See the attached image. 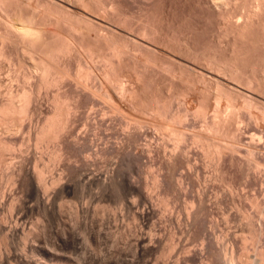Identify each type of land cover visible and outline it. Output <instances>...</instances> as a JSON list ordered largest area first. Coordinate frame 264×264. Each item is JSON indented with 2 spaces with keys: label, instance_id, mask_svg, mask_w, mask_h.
I'll return each instance as SVG.
<instances>
[{
  "label": "bare ground",
  "instance_id": "obj_1",
  "mask_svg": "<svg viewBox=\"0 0 264 264\" xmlns=\"http://www.w3.org/2000/svg\"><path fill=\"white\" fill-rule=\"evenodd\" d=\"M26 1L0 0V172L5 171L3 176L0 174V264H39L41 259H36L40 255L34 258L37 253L34 254L33 252L38 246L36 245L37 242L40 241L38 238L44 234L48 235L47 247L43 250L49 259V261L47 260L49 264H76L77 261L68 255L70 250H67L73 244L70 230L72 229L70 217L73 212L70 216L68 210L70 211L72 208L69 206L71 202H67V204L66 200L71 191L78 190L80 193L86 186L96 188L95 193L98 200L103 195L110 196L114 193L118 200H125L128 205L134 207V217L137 220L136 224L133 225L134 229L131 228L133 229V233L131 232L132 243H129L133 251L129 249L135 257L144 252L152 251L162 238L156 232V224L149 226L146 233L143 232V226L148 221H143L145 213L149 211L148 208L146 209V203L151 200L152 195L149 191L154 188L159 193L163 192L164 194L172 187L177 190L181 189L183 183L179 184L178 179L172 182V175L174 174L171 173L182 165H185L187 169H196V163L200 161L196 163L191 161L192 148L201 154L197 153L200 155L199 157L211 159L210 161L213 160L216 163L215 171L217 170V173L215 172L214 178L219 179V181L220 179L226 181L227 178L225 180L224 176L231 172V170L230 172L227 170L234 167L242 176H249V170L253 172L250 174L254 175V178L259 173L264 175V151H262L264 138H261L264 135L263 102L246 94V92L243 93L221 82L217 83L214 93L210 95L211 101L208 97L206 99L205 94L201 93L204 89L193 88L192 80L185 81L181 86L174 84L173 80L166 90L167 93L165 94L167 95H162L161 91L142 81V76L149 70L158 72L154 67L156 65L152 64L151 60L141 61L136 56L139 48L154 51L153 48H159L163 51L173 50L186 58V63L182 64V68L190 74L193 70L192 59L199 60L220 75L245 85L249 90H251L250 88L258 90L257 92L264 95V77L255 78L253 75L256 73L252 71L254 66L251 68L250 64H247L251 60L253 52H250L249 55L250 48L245 44L249 43L252 46L251 50L254 51L257 44L260 43H252L255 42L254 38L253 41L251 40L254 36L253 32L251 38L249 37L251 35L248 36L251 32L247 29L250 27L249 13L251 11H248L249 16L245 15L246 20L244 22L243 18L239 23L238 20L237 22L234 21V25L231 23V15L224 14V16L221 10L219 11L223 15L220 18L224 21L225 26H221L220 22L221 28H227L226 25L229 26L230 23L232 24L231 30L235 28L234 32L227 29L226 31L222 30L226 35L228 31L234 34H229L232 38L227 35L231 40L228 39L229 47H225L227 50L222 51L223 53L226 52V55L219 56L221 54H215L211 51L205 53L193 50L192 32L194 30L192 29V22L196 17L193 19L191 8L193 2L190 0H178V2L183 1L182 4H188L186 7H190V9H185L182 12L180 10V13L177 11V16L174 14L176 17L173 22H176V26H173L172 29L169 26L160 27L159 23L164 20L163 16L158 20L150 15L149 8H147L148 4L152 2L150 0H39L41 3L38 6L37 3L33 6ZM131 4H137L141 7L138 14L129 11L128 7ZM182 4L180 2V6ZM257 15L256 17H258ZM250 17L252 18V14ZM108 20L112 21L113 24L106 22ZM171 20L164 21L168 24ZM227 20H231L229 24L226 22ZM252 22L251 24H253ZM244 29L248 32H244ZM148 44L154 47L151 48ZM253 47L254 49H252ZM259 50L257 54L263 56ZM244 54L245 56L249 55L248 59ZM257 57H254L253 60L255 61ZM259 57L261 58V56ZM244 59L247 63H244ZM7 62L14 63L17 66L16 70L21 72L20 75L15 71L11 75V79L15 81L21 79L24 85L16 87L18 86L16 84L19 83L13 86L14 83L11 85L5 81L4 72ZM260 62V66L263 65L264 67V61L260 59ZM23 67L26 69L23 70ZM248 67L252 69L253 75L248 74ZM40 88L45 89L46 100L48 99L49 103L48 106L45 104L46 108L42 106L39 98ZM193 89L198 92V100L194 102L196 104H193ZM173 98L180 100V106L176 110H172L171 101L174 100ZM145 115L147 118L151 116L152 119L146 120ZM195 120L201 122L200 131L197 130L199 128H194L196 126L193 127L196 124L194 123ZM244 120L247 121L252 132L248 136L249 140L246 138L248 141H243V143L241 141L240 123ZM23 129L26 132L24 135L19 133V130L22 132ZM227 138H232L233 141L226 142ZM241 147H243L248 158L253 159L257 154L261 155L262 163L247 157V161H245V154L241 159ZM43 148L46 149L44 152H47L45 158H43V150H45ZM43 159H47L46 162ZM144 160L155 163L159 171L157 174L155 173L156 175L151 176L153 178L151 185L143 184L144 188L147 185L152 187V189L147 187L150 189L149 191L139 190L137 183L136 185L134 183L135 177L132 179L128 177L132 166ZM149 169L151 171L153 168ZM137 171L136 173L139 174ZM197 173L198 171L196 172L197 177L194 175V178H199ZM230 176L228 175V178ZM235 178L237 179V176ZM234 179L230 178L226 184L229 191H233L236 187ZM180 180L182 182V178ZM202 185L204 186V184ZM198 190L197 188L196 194H192L193 198L189 204L185 202L190 206V210L185 211L186 217L190 215L193 219V226L199 222L201 210L205 206L203 205L204 193L203 191L202 194L201 192L197 193ZM262 190L264 192L263 188ZM232 191L231 193H233ZM156 193L153 192V194ZM247 196L245 198L243 196V198L250 204L257 202ZM164 198L163 200H165ZM152 199L154 201V197ZM244 200L242 199V201ZM164 202L161 201L162 204ZM139 203H141V207L138 206ZM167 203L165 205L169 206ZM237 204L238 202L235 204L236 207H238ZM74 206L76 209L74 215L78 216L76 214L78 213L77 205L74 204ZM243 207L242 204H239V209L236 208V210L238 209L239 214L241 212L243 218H247L249 225H251L252 216ZM262 207L264 216V205ZM241 209L243 212L240 211ZM227 216L229 215L227 214ZM93 228L95 227L93 226ZM260 230H253L254 238H264L262 231L259 232ZM210 234L206 239L205 250L212 253L216 238L211 237ZM45 237L43 238L45 239ZM243 239L245 241L246 238ZM117 241L114 240V242ZM220 241L222 240H218V242ZM202 242L203 240L200 244ZM120 244L122 245V243ZM26 245L29 248L28 252H26L27 248L25 251ZM73 247H75L74 244ZM186 249L184 252L190 251V249L185 251ZM225 249L222 248L221 253ZM114 250L115 248L113 252ZM160 251L162 252V250ZM259 251L261 252V250ZM82 252L84 253V251ZM192 253L193 260H197L198 253L202 254L201 248H199L198 253L196 251H192ZM185 254L188 253H184V257ZM224 254L226 255V253ZM261 254L263 258V253L261 252ZM118 255L120 254L118 253ZM179 258L178 260H180ZM262 258H255L256 262H254L264 264ZM136 260L134 259L133 262ZM158 260L157 258L154 261L157 262ZM41 264L43 263L41 262Z\"/></svg>",
  "mask_w": 264,
  "mask_h": 264
},
{
  "label": "rangeland",
  "instance_id": "obj_2",
  "mask_svg": "<svg viewBox=\"0 0 264 264\" xmlns=\"http://www.w3.org/2000/svg\"><path fill=\"white\" fill-rule=\"evenodd\" d=\"M217 1H219V2H217ZM26 2H29L30 5L32 4L33 6L36 3H37V6H38L39 3H41V1H39V0H27ZM150 2L151 3L148 4L147 8H149L148 12H150V15L152 17H156L157 19L158 18L161 19L162 16H163L165 21L169 20V19H172L168 24H166V22L164 20L161 21L159 23L161 28H166V27L169 26L170 29H172L173 26H176V22H173V21H175L173 19H175V17L178 14L176 12L177 11L179 12L180 10H181L180 12H182L185 9L187 10L188 8L190 9V7H188V8L186 7V6H188V4L184 3L185 4V7H184V4H182L183 1H179L178 2V0H150ZM180 2L182 4L181 6H180ZM190 2H193L192 3L193 7H191L192 8L193 19H194V17H196L193 20V22H192L193 23L192 29L194 30L192 32V34H193V39H192L193 40L192 41L193 42V50L195 49L198 52H200V51L202 52L203 51L205 53L211 51V52H214L215 54H221L219 56L224 55L226 52L225 53H223V52L227 50L226 49L227 47H229V45L227 43L228 39L231 40L230 38H232V36L229 35L231 32L230 33H229V31L226 32V33H228L227 35L230 37L229 38L224 33V31H226V29L227 30H231L232 29V28H230L232 26L231 23H233L234 21L237 22V20H238V23H239V21L241 19H243L245 17V15L249 16V14H250V16H251V14H252V18L249 16V19H251V20L255 19V20L253 22L250 20V24H251V22L253 24H251V25L249 24L250 27L249 28L247 27L248 31H251L250 34H248V36L251 35V36H249L251 38L254 35L251 40L253 41V38H254L255 42H252V43L253 44H257V42L258 43L260 42L259 43L260 45L257 44L256 47L254 45V47H255L254 51L256 52L254 54V51L251 50L252 46L249 43H248L249 45L247 43L245 44V45H247L248 48H250L249 55H250V52L251 53L253 52L251 54L252 58L249 57L251 59L249 61H252L253 58L254 57L256 58L258 55L261 56V58L258 56L261 59V61H264V18H263L264 17V0H190ZM218 4H220V5H218ZM132 5H134V6H132ZM163 6H164V10H163ZM138 8H139V10H138ZM140 8L141 7H139L137 4H131L128 7L129 11L132 12L133 14H136V13L138 14V12L140 11ZM220 10H221L223 15L226 14V15H231L232 16V17H230V18H232V22L231 23H230L231 20L230 21L229 20L226 21L228 24L230 23L231 25L230 24H229V26L226 25L227 28H224V29H222L223 27L221 28V26H224V24H223L224 21L221 19L223 15L221 13H219ZM248 11H251V12L249 13ZM174 14H176V16ZM217 14L219 15V17H218ZM220 14H221V16H220ZM255 14L256 15L258 14L257 15L258 17H256ZM248 16H246V17H248ZM94 19L95 20H99L98 18L97 19L94 18ZM220 19H221V21H219ZM257 19L259 20L258 23H257V21H258ZM245 20H246V18H244L243 22ZM99 21H101V20H99ZM106 22H109V23L113 24V22L109 21V20L106 21ZM226 22H225V24H227ZM243 22H241V23H243ZM219 23H220L221 26L219 25ZM234 23H233V25H234ZM220 28H221V30H220ZM250 28H251V30H250ZM252 28H254V29H252ZM222 30H224V31L222 32ZM233 30H231V31H233ZM248 31L245 30L244 32L247 33ZM254 32H256V33H254ZM226 45H228V46H226ZM149 47L152 48L154 46L149 45ZM254 47L252 49H254ZM153 49H155V51L152 50V49L150 50V49L139 48V49H137L136 56L141 61L151 60L152 64L156 65L154 67L158 70V72L157 71L156 72H152L151 70H149L146 74H144L142 76V81L144 83L150 85L151 87L161 91L162 95L167 93L166 90H168L169 85H170V83L173 80H174L173 83L178 85V86H181L182 84H184L185 81H191L192 80L193 81V88L194 87L196 89L198 88V90H200L201 88L204 89L203 92H201V93L205 94L206 99H207V97L209 99L210 95L214 93V90H215V87H216L217 83L219 84L221 82V83H223V84H225V85H227L229 87L231 86L233 88H236V90L238 89V91H241L243 93L246 92V94H248L250 96H253V98H255V99H257V100H259V101L264 103V95L261 92H257L258 90L256 91L255 89H252V88H250L251 90H249V88L246 87L245 85H243V84H241V83H239L237 81H234L232 79H229L226 76L220 75L219 73H217L216 71L212 70L211 68H208V66L206 67V65L202 64V62H200L199 60L195 61L194 59H192V62H193L192 63V69L193 70H192V74H190L188 71H186L185 69L182 68V64L186 63L185 62L186 58L183 55H181L178 52L173 51V50H165V51H163L162 49H159V48H153ZM257 49L258 50L261 49V50H259V53L261 51L263 56L260 55V54H257V52H258ZM228 51H229V49H228ZM247 53H248V50H247ZM227 54H228V52H227ZM245 54H246V51H245ZM245 54H244V56H245ZM253 54L255 55L254 57L252 56ZM248 56H247V59H248ZM258 57H257V59L255 61L254 60L252 61L253 63L255 62L254 63L255 65L252 62L249 63V61L247 63V61L245 59H244L245 62L243 61L244 63H247L248 65L250 64L249 66L251 68H253V66H254V70H252L251 68L248 67V70H249L248 74L253 75L252 72H251V70H252L254 73H256L255 75H253V76H255V78H259V77H262V76L264 77V67H263V65L260 66L261 62L259 63L260 59ZM257 63H259V65H257ZM6 64L7 65L5 67V72H4V75L6 77L5 81L7 83H11V85H13V83H14L13 86L18 85L16 87H19L22 84L24 85V82L21 79H19V81H15V80L11 79V75L14 74L15 71L18 70V69L16 70L17 66L14 63H11L12 64L11 65L10 62H7ZM247 64H246V66H247ZM256 68H257V71H255ZM25 69L23 67V70H25ZM17 73L18 74L20 73V75H21L20 70L17 71ZM9 78H10V82H9ZM16 83H19V84H16ZM254 91H256V92H254ZM172 92H173V90H172ZM197 93L198 92L193 89V104H196L194 102H197V100H198L197 99ZM206 93L208 94V96H207ZM39 95L38 96H39V98L41 100L42 106H45V108H46V105L47 104L49 105V103L47 101L48 99L46 100V96H45L46 94H45V89L44 88H42V89L40 88ZM165 95H167V94H165ZM203 97H204V95H203ZM173 99L175 101L174 100L171 101V106L173 108L172 110H176L180 106L179 105L180 104L179 103L180 100L178 98H173ZM209 101H211V100L209 99ZM144 118H146V120H150V118L152 119L151 116H148V118H149L148 119L147 115H145ZM196 121L197 120H195L194 123H196L198 126L196 124H194L193 127L196 126L194 128L195 129L199 128L197 130L200 131L201 122L199 123V120H198L197 121L198 123H197ZM241 125H242V127H241ZM247 126H248V129H246ZM240 130H241V136H242L241 137V141L242 142L243 141L246 142V140L249 138L248 136H250V134H251L250 132H252V130L249 129V124L247 123V121L244 120V121H242V123H240ZM19 133L22 134V135L26 134L24 129L22 130V132H21V130H19ZM257 133L258 132H256V134ZM258 135H259V133H258ZM263 136L261 138H264ZM231 140L233 141L232 138H227L226 142H232ZM47 146L49 147V145H47ZM43 149H45V148H43ZM241 149H242V153L241 152L240 153L242 155L240 154V156H241V159H242V156H243V154H245V152H244L243 147H241ZM44 151H46V149L43 150V155H44L43 158H45V156H47V152H44ZM260 151H261V149H260ZM262 151H264V149H262ZM192 153H193V155H192L191 161L195 162V163L200 161L199 163H196L197 167H196L195 170L192 169V168H190V169L188 168L187 169L185 165H182V166H180L179 168H177L175 171H173L171 173V174H174V175H172V179H173L172 182L177 181L176 179H178L179 184L183 183V185L181 186V189L179 188V190H177L174 187L170 186L172 188L171 189L169 188L167 190V193L163 194V192H160L161 193L160 194L157 189H156L157 190V193H156V190L154 188L152 189V187L151 188L148 187V185H151L152 184L151 182L153 181L152 180L153 178L151 176L153 174H155V173L157 174L159 172L158 169L156 168V164L155 163H151L148 160L140 161L139 163L134 164L135 166L133 165L134 167L132 166L131 170L129 171L130 174H129L128 177L131 178V179L133 177H135L134 178V183H135V185L137 183V188H139V190H141V191H149L150 189H152V191L151 190L149 191L150 193H152V195H151V200L152 201L150 200L149 202L146 203V205H147L146 209L148 208L149 211H148V213H145L143 221H147V220L148 221L145 222L146 224L143 226V230H144L143 232L146 233L148 231L149 226H152V225L156 224L155 225L156 232L159 233L161 238H162V239H160L161 242L159 241V243H157V245H155L153 247L152 251L144 252L141 255L136 256L137 258L135 256H133L134 254L132 255V253H133L132 251L133 250L131 249L132 246L130 247L131 244L129 245V243L131 242V239H132L131 232L134 229L133 225L136 224V220H137L134 217V214H135L134 213L135 212L134 207L128 205V203L125 200L122 201V199H119L120 200L119 201L118 197L114 193L110 194V196L109 195H103L101 197V199L99 198V200H98L97 195L95 193V189L96 188L95 187L91 188V187L86 186L84 188V190H82L83 192L79 193L78 190H73V191L70 192V195L68 194V196H67L66 203L67 202H69V203L71 202L69 206H70V208L72 207L71 209L69 208L70 211L68 210V213L70 212L69 215L71 216V214L73 212V215H72L73 217L72 216L71 217L69 216V217L71 218L70 220L72 221V222L70 221L71 228L74 230L73 231L72 229H70L71 233H72V241H73V244L75 246V247H73V244H72V246L67 248L68 251L70 250L68 252V255L77 261L76 264H83V263L84 264H104V263L105 264H129L131 261L132 262L130 264H177V263L178 264H188V263L189 264H250V263L251 264H259V263H255L256 262L255 258H259V257L262 258L261 252L263 253V256H264V249H263L264 248V246H263L264 245V238H262V239L254 238V231L253 230L254 229L260 230L261 229L259 232L261 233V231H262V233L264 235V232H263V230H264V218L263 217L264 216L262 214V209H263L262 206L264 205L263 204L264 192L262 190V188L264 189V185H263L264 184V178H263L264 175L262 176V174L259 173L260 175L256 174L255 178H254V175H252L253 172L252 171L250 172V170H249V172H248L249 176L246 177V175H244L245 176L244 177V176L240 175V173H238V171L234 167V168H232L233 170L232 169H228L227 170L229 172L231 170V172H230V174L229 173L226 174L227 176H224V179L227 178V180L225 179L226 181L221 180V179L219 181V179L214 178L216 176L215 172L217 173V170L215 171L216 163L213 160L210 161L211 159L209 160V159L204 158L202 156L199 157L201 154L199 152L195 151L194 148H192ZM197 153H199L200 155H198ZM261 153H263V152H261ZM256 156H255V158H253V159H255V161H259V162L263 161L261 155L257 154ZM195 157H197V158H195ZM244 157L248 158V155H246ZM202 158H203V160H202ZM245 158H244V160H245ZM247 158H246L245 161H247ZM250 158H248V159H250ZM43 160H45L44 162H46L47 159H43ZM142 162H143V165H142ZM139 166H140V168H139ZM137 168H139L141 170L138 169V171H137ZM149 168H151V169L153 168V169L150 171ZM154 168H156L157 170L154 169ZM5 170H7V169H5ZM188 170H191V171L189 172ZM136 171L139 172V174L136 173ZM197 171H198L197 174H198L199 178H194V175H195V177H197L196 176V172ZM232 171H235V172H232ZM3 172H5V171L3 170L2 172H0L1 176H3V174H4ZM152 172H154V173H152ZM193 172H194V174H193ZM250 173H252V174H250ZM180 174H182V175H180ZM228 175H231L232 177L230 176V178H233V179L235 178V176H237V179L235 178L236 180L234 179V181H236L235 182L236 187L238 185L239 188L235 187V189H233V191L231 190L233 193H231V191H229V188L226 186L228 180L230 181V178H228ZM179 176L182 178V182H180L181 178ZM187 178H188V180H187ZM212 178H214V179H212ZM213 181H214V183H213ZM249 182H250V184H249ZM144 183H148L147 187L150 188V189L145 187V188H147V190H145L144 185H143ZM195 184H196V186H195ZM202 184H204L205 187ZM254 184H255V186L253 187ZM199 185H201V186H199ZM192 186L194 187V189H193ZM197 188L199 189L197 191V193L201 192V194H202V191L204 193L203 194V196H204L203 197L204 198L203 205H205V206L201 210V213H200L201 216H199V220H198L201 223V225H199L200 223L198 222L197 225L193 226L192 225L193 219H191L190 215H189V217L187 216L189 218L188 219L186 217L187 213L185 211L190 210V206L188 204L191 201V199L193 198L192 194L193 195L196 194ZM185 189H187V190H185ZM183 190L185 191V193H184ZM235 190L238 193H236ZM153 192L156 193V194H153ZM158 193H159V195L161 197L158 195ZM89 194H91V195H89ZM162 194H163V197H162ZM85 195H86V198H88V199L85 198ZM216 195H217V197H215ZM246 195H248L247 197H249V198H253L254 201L256 200L257 202H254L253 204H250L247 200H244ZM152 196L154 197V201L152 199L153 198ZM178 196H180V197H178ZM208 196H210V197H208ZM243 196H244V198H243ZM205 197H206L207 200L205 199ZM239 197H240L241 200L239 199ZM163 198L165 200H163ZM215 198L217 199V202H219V203L216 202ZM68 199H70V200H68ZM160 199H162V200H160ZM238 199H239L240 202L237 201ZM242 199L244 201H242ZM220 200H221V202H220ZM161 201H165L166 203L169 201L167 203V204H169V206L165 205L166 204L165 202L163 203L164 204L163 205L161 203ZM150 202H152V203H150ZM185 202H187L188 204L185 203ZM237 202H238V204H237L238 207H236V205H235ZM74 204L77 205V212L78 213H76V214H78V216L74 215L75 214L74 211L76 210ZM107 204H109V205H107ZM239 204L240 205L242 204L245 207L246 212L248 211V214H250L252 216L251 225H249V222H248L247 218H243V216L241 215V212L239 214V211H238ZM88 205H89V208H88ZM127 205L129 206V208H128ZM258 205H260V206H258ZM97 206H99V207H97ZM138 206L141 207V203H139ZM101 207H103V208L100 209ZM122 207H124V208H122ZM163 207H164V209H163ZM165 207H166V211H165ZM185 207H187L186 208L187 210L185 209ZM235 207L238 208V209L236 210ZM244 207H243V209H244ZM96 209L97 210L100 209V210L97 211ZM129 209H131V210H129ZM243 209H241L240 211L243 212ZM91 211L94 212V213L92 214ZM101 211H103L104 213L103 212L101 213ZM167 211H168V213H167ZM150 212H151V214H150ZM163 212H165V213L163 214ZM179 212H180V214H179ZM222 212H223V214H222ZM62 213L64 214V211ZM98 213H99V215H98ZM161 213H162V215H160ZM170 214H171L172 217L170 216ZM227 214L229 216H227ZM96 216H97V218H96ZM105 217H107L106 220H105ZM74 218H75V220H74ZM76 218H78V219H76ZM132 218H134V219H132ZM90 220H92V221H90ZM110 222H112V223H110ZM151 222H152V224H151ZM104 223H106V224L104 225ZM72 225H73V227H72ZM173 225H174V227H173ZM89 226H90V228H89ZM93 226L95 228H93ZM119 227L120 228L122 227V228L120 229ZM131 228H133V229H131ZM194 228H195V231H194ZM93 230H94V232H92ZM83 231H85L84 234H83ZM126 231H127V233H125ZM168 232H169V234H168ZM203 233H205V234L203 235ZM209 234L211 235V237H215L216 238V241L214 240V243H213L212 253H211V251L205 250V243H206L207 236ZM252 234H253V236H252ZM73 235H75V236H73ZM100 235H102V236H100ZM40 236L42 237L43 235H40ZM41 237L38 238V240H40V241L37 242V244H36V245H38L37 247L40 246V248L36 247V250H35L36 252L35 251L33 252L34 254L37 253V254L34 255V258H37L40 255V257L36 259V260H38V259L42 260V261L39 260V264H41V262L43 264H49V262H48L49 259L47 258V255L45 256L44 250H43L44 248L47 247L48 235L44 234L43 237H45V239L43 237L42 238ZM244 237L246 238L245 241H243ZM94 239H95V241H94ZM217 239L218 240H222V241L218 242ZM38 240H36V241H38ZM90 240H91V242H90ZM114 240L115 241L118 240V241L114 242ZM202 240H203V242H202L203 245L200 244ZM15 241L17 242V239H15ZM85 242H87V243H85ZM124 242H125V244H124ZM215 242L216 243L218 242V243L216 244ZM120 243H122V245ZM119 245H120V247H119ZM255 245H256V248H255ZM88 246H89V248H88ZM99 246H101V247L99 248ZM125 246H126V248H125ZM165 246H166V248H165ZM162 247H164V248L162 249ZM225 247H226L227 250L225 249ZM26 248H27V251H26ZM114 248H115V250L113 252ZM129 248L132 251H130ZM185 248L190 249V251H188L186 249L185 251H188V252H184ZM199 248H201V253L202 254L198 253ZM222 248L225 249V250L222 251V253H221V249ZM28 250H29V248L26 245L25 246V251L28 252ZM74 250L75 251L77 250V251L75 252ZM160 250H162V252ZM259 250H261V252ZM82 251H84V253ZM192 251H196V253H198L197 260L196 259L193 260ZM159 252H161V253H159ZM223 252L226 253V255ZM118 253L120 255H118ZM163 253H164V255H162ZM184 253H188V254H185V257H184ZM160 254H161V257H160ZM105 255H106V257H105ZM157 255H159V256H157ZM131 256H132V258H131ZM133 257H134L135 260L137 259L134 262H133V260H134ZM178 257H180L179 258L180 260H178ZM157 258L159 260L157 262H155L157 260ZM183 259H185V260H183ZM262 259H264V257ZM100 260H101L102 263L100 262ZM69 261H70V259H69ZM165 261H166V263H165Z\"/></svg>",
  "mask_w": 264,
  "mask_h": 264
}]
</instances>
